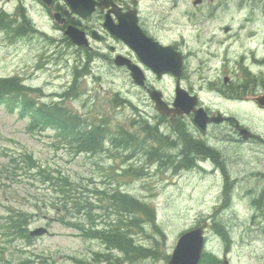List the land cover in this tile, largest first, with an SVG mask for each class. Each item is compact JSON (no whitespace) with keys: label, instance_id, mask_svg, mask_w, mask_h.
Masks as SVG:
<instances>
[{"label":"rangeland","instance_id":"374dc122","mask_svg":"<svg viewBox=\"0 0 264 264\" xmlns=\"http://www.w3.org/2000/svg\"><path fill=\"white\" fill-rule=\"evenodd\" d=\"M203 1V7H196L191 0H142V7L146 16L155 10L172 12L165 23L166 34L173 35L178 25L188 39L187 47L192 50L195 47L189 27L194 14L197 19L206 17L210 0ZM28 4L31 5L28 19L37 32L16 37L0 29V78L18 77L30 89L24 92L27 97L38 103L63 101V107L81 116L85 124L104 122L113 134L119 131L135 133L141 146L135 147L139 150L130 158H126L129 153L113 149L108 143L105 145L108 149L100 155L77 156L71 145L56 138L52 130L30 131L27 117L0 104V172L17 156L31 155L37 165L54 176L64 175L76 183L79 194L93 193L94 196L97 187L110 193L115 189L149 204L154 209L158 230L145 225L144 231H136L134 237L137 243L154 248L156 257L130 262L116 251L110 255L120 259L118 264H167L166 257L172 253L179 235L204 222H207L204 251L222 261L226 259L229 264H264V207L258 208L250 202L253 196L264 194V160L261 155H255L261 149L247 148L241 159L206 164L205 170L197 167L176 170L149 163L146 153L154 152L152 148L156 144L144 139L138 122L143 118L155 125L156 115L145 94L133 87L127 75L115 72L107 63L96 61L94 73L85 76L83 67L87 60H82L70 43L68 46L63 32L43 11L39 1L0 0V12L15 19L17 26L20 23L17 10ZM237 4L240 5L232 2L230 16L222 13L217 21L199 26L210 28L226 24L246 29L255 26L258 8L252 12L249 0H243L242 11L238 13ZM197 64L193 59L188 60V76ZM74 79L76 97L60 100L58 96L67 91ZM159 85L164 87L166 97L171 95V80L166 79ZM159 131L169 134L163 126ZM163 152L172 156L178 153L173 146ZM128 168L137 169L140 175L124 172ZM1 178L0 264H23L24 261H29L27 264L93 263L95 253H107L100 241L84 240L77 231L61 223L62 218H70L57 207L62 195L43 177L34 176L33 185H25V177H20L18 184L17 177L7 182L4 175ZM108 196L103 192L98 195L102 200ZM19 208L28 216L32 215L28 217V230L43 226L49 234L30 240L2 235L1 223L7 211L13 213ZM213 222L229 232L228 249L216 233Z\"/></svg>","mask_w":264,"mask_h":264},{"label":"flooded vegetation","instance_id":"af4514ba","mask_svg":"<svg viewBox=\"0 0 264 264\" xmlns=\"http://www.w3.org/2000/svg\"><path fill=\"white\" fill-rule=\"evenodd\" d=\"M37 1L49 16L58 12L65 18L64 26L59 30L72 25L83 32L86 45L76 51L81 54L82 60H87L90 73H94L93 64L96 61L109 64L115 72L129 77L133 87L145 94L152 108L154 104L149 91L160 93V98L172 109L176 91L182 89L195 99V111L202 109L210 119L219 120L209 122L202 130L194 123L193 113L182 117H155L154 124L169 130L167 136L175 145L180 147L185 145V139L190 140L187 143L189 158L196 163L195 167L205 170L206 164L236 161L243 157V152L246 154L247 148L253 151L256 147L261 150L257 149L258 152L254 154L261 155L260 158L264 160V0H249L252 12L258 8L256 25L249 29L226 24L201 28L200 24L213 23L222 13L230 16L232 2H239L240 5L243 2L210 0L206 17L203 15L197 19L198 16L194 14L191 20L190 39L195 47L192 50L187 47L188 39L183 36L178 25L173 35L168 37L166 34L165 23L172 12L168 14L155 10L146 16L142 0H87L93 12L85 17L72 12L65 0H50L52 3L49 6L42 0ZM191 1L196 7L205 5L203 0L197 4H194L195 0ZM240 5L236 6L238 13L242 11ZM19 13L28 17L31 5H23L17 10ZM124 21L129 24V31L133 35L129 37L139 48L147 47V41L150 40L151 43L170 47L179 53L183 61L181 74L158 75L142 63L131 45L113 36L106 27V24L119 25ZM134 21V27L139 30L137 33L133 29ZM189 59L198 64L188 76L186 64ZM124 60L128 66L118 65L117 62ZM166 79L173 82L172 93L168 97L164 87L159 85ZM136 80L142 84L138 85Z\"/></svg>","mask_w":264,"mask_h":264},{"label":"trees","instance_id":"16d2710c","mask_svg":"<svg viewBox=\"0 0 264 264\" xmlns=\"http://www.w3.org/2000/svg\"><path fill=\"white\" fill-rule=\"evenodd\" d=\"M18 16L20 17V23L15 26L17 22L15 19H11L7 13L0 12V29L10 32L16 37L32 31L36 32L30 24V20L24 14ZM66 42L69 46L67 39ZM27 89L29 88L24 86L18 77L0 78V104H4L11 111H19L21 117H27L31 125L28 128L30 131L35 129H38L39 132L47 129L52 130L56 138H61L63 142L67 141L71 145L77 156L94 157L96 154L100 155L101 152L108 149L105 147L107 143L113 149H121V152L129 153L126 158L132 157L133 153L139 150V148H135L141 146L135 133L119 131L113 134L104 122L99 124L88 122L85 124L81 116L63 107V101L50 104L38 103L27 97V94L24 93ZM74 96L76 97L75 79L67 91L58 97L64 100ZM138 124L144 139L156 144L152 148L154 152L146 153L149 163H156L160 168L170 167L176 170L190 168L193 165L189 158L190 148L187 144L190 141L189 139L184 140L187 147L185 145L180 146V156L176 158L163 152L164 149L175 145L169 136L160 133L156 125H151L143 118L140 119ZM124 172L136 176L140 175V171L132 168L125 169ZM1 175H4L6 182L13 181L15 177H17L15 180L19 178L16 184L25 177V185L30 183L33 185L34 176H41L48 181L50 187L62 195L60 204L57 207L64 214H68L70 218L67 220L62 218V222H60L66 227L77 231L84 240L100 241L105 246V251H107L106 254L95 253L93 263L85 262L81 264H118L120 259L113 258L110 255L116 251L122 253L124 259L130 262L156 257L154 248L137 243L134 237L136 231H144L145 225L154 226L155 231L158 230L154 209L144 201L120 190L116 191L114 189L110 193L109 191L100 190L102 189L100 187L93 191L94 196L93 193L79 194L76 183L71 182L64 175L54 176L48 169L37 165L31 155L26 156V154L17 156L9 167L3 166L0 179H2ZM102 192L109 195L108 200H102L98 197ZM252 203L258 208L264 207V194L253 196ZM9 212L7 211L8 214L1 223L2 235L30 240L28 235L30 220L28 217L32 215L28 216L20 208L13 213ZM110 214H113V216H110ZM77 216L83 218L77 219ZM213 223L216 233L223 239L226 248H228L230 244L229 232L216 222ZM262 231L264 230L262 229ZM169 258L168 255L166 260H169ZM28 262L24 261L23 264ZM220 263L221 261L214 254L206 251L202 253L200 264Z\"/></svg>","mask_w":264,"mask_h":264},{"label":"water","instance_id":"95a60500","mask_svg":"<svg viewBox=\"0 0 264 264\" xmlns=\"http://www.w3.org/2000/svg\"><path fill=\"white\" fill-rule=\"evenodd\" d=\"M47 6L51 5L50 0H42ZM70 6L71 10L78 13L81 17L88 16L93 8L89 6L87 0H65ZM54 21L62 26L65 22L64 18L57 12L53 13ZM135 21L133 23V29L137 33L138 28L134 27ZM107 29L110 33L120 38L125 44H129L137 52L140 60L143 64L147 65L150 69L156 72L158 75L162 73H172L174 75H180L182 71V57L179 53H175L170 47H161L156 43H151L150 40L147 41V47L142 49L138 47V44L129 37L133 36L129 31V24L124 21L119 25L106 24ZM64 35L69 39V41L75 46H85L86 39L84 34L78 28L73 26L66 27ZM133 43V44H132ZM156 53V54H155ZM118 65H127V61H119ZM131 70H138L136 67H129ZM136 83L142 84L136 80ZM179 90V91H178ZM176 91L177 97L174 103V110H170L165 103L160 99V94L158 92H150V97L155 103V110L164 116L190 114L194 110L195 99L190 97L184 90L178 89ZM215 121L218 119L210 120L206 113L202 109L194 112V122L200 129H205L208 122ZM205 227V224L203 225ZM203 227H197L190 231H187L179 236L175 247L171 253L170 260L168 264H199L201 258V252L204 246V236ZM47 233L44 228H37L30 232V236H42ZM224 264H228L227 261Z\"/></svg>","mask_w":264,"mask_h":264},{"label":"bare ground","instance_id":"6f19581e","mask_svg":"<svg viewBox=\"0 0 264 264\" xmlns=\"http://www.w3.org/2000/svg\"><path fill=\"white\" fill-rule=\"evenodd\" d=\"M190 153V152H189Z\"/></svg>","mask_w":264,"mask_h":264}]
</instances>
